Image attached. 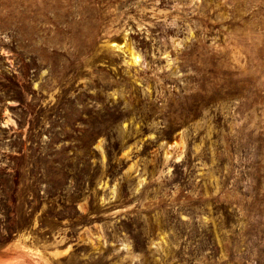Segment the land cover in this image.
Wrapping results in <instances>:
<instances>
[{"label": "rangeland", "instance_id": "1", "mask_svg": "<svg viewBox=\"0 0 264 264\" xmlns=\"http://www.w3.org/2000/svg\"><path fill=\"white\" fill-rule=\"evenodd\" d=\"M2 236L0 264H264V0H0Z\"/></svg>", "mask_w": 264, "mask_h": 264}, {"label": "trees", "instance_id": "2", "mask_svg": "<svg viewBox=\"0 0 264 264\" xmlns=\"http://www.w3.org/2000/svg\"><path fill=\"white\" fill-rule=\"evenodd\" d=\"M17 181H18V172H16L14 174V185L17 184ZM14 203V198L11 200V204ZM10 233V232H9ZM8 240V237L6 236H2L0 237V245L3 244L4 242H6Z\"/></svg>", "mask_w": 264, "mask_h": 264}]
</instances>
